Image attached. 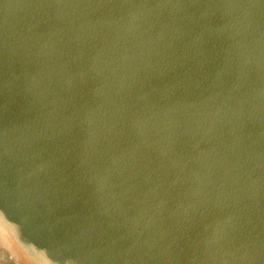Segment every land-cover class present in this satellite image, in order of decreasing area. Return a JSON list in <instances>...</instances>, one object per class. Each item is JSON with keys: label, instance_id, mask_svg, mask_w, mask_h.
Masks as SVG:
<instances>
[{"label": "water", "instance_id": "95a60500", "mask_svg": "<svg viewBox=\"0 0 264 264\" xmlns=\"http://www.w3.org/2000/svg\"><path fill=\"white\" fill-rule=\"evenodd\" d=\"M0 264H264V0H0Z\"/></svg>", "mask_w": 264, "mask_h": 264}]
</instances>
